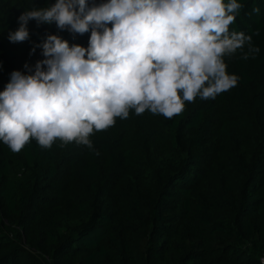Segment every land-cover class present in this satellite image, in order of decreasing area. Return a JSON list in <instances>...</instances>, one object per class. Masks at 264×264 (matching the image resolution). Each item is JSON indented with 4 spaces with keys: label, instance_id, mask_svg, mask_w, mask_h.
Segmentation results:
<instances>
[{
    "label": "trees",
    "instance_id": "1",
    "mask_svg": "<svg viewBox=\"0 0 264 264\" xmlns=\"http://www.w3.org/2000/svg\"><path fill=\"white\" fill-rule=\"evenodd\" d=\"M0 264H264V0H0Z\"/></svg>",
    "mask_w": 264,
    "mask_h": 264
}]
</instances>
